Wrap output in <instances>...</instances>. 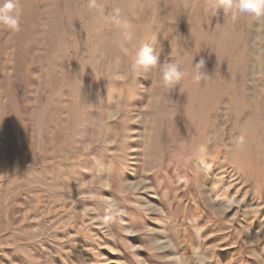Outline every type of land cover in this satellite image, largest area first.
<instances>
[{"label":"rangeland","instance_id":"rangeland-1","mask_svg":"<svg viewBox=\"0 0 264 264\" xmlns=\"http://www.w3.org/2000/svg\"><path fill=\"white\" fill-rule=\"evenodd\" d=\"M19 3L0 26V264H264V16ZM145 43L179 84L126 79Z\"/></svg>","mask_w":264,"mask_h":264},{"label":"clouds","instance_id":"clouds-1","mask_svg":"<svg viewBox=\"0 0 264 264\" xmlns=\"http://www.w3.org/2000/svg\"><path fill=\"white\" fill-rule=\"evenodd\" d=\"M215 7L232 13V19L236 20L241 14H249L256 17L264 16V0H215ZM208 9H205L207 12ZM22 6L19 0H0V26L17 31L20 27ZM117 25L122 21L114 18ZM186 73L181 64L175 60L160 62L159 53L153 54V49L146 43L139 48L135 58L126 72V79L137 80L138 77L158 78L159 86L172 88L179 84ZM203 72L197 69L195 79L199 80ZM203 264V261H201Z\"/></svg>","mask_w":264,"mask_h":264}]
</instances>
